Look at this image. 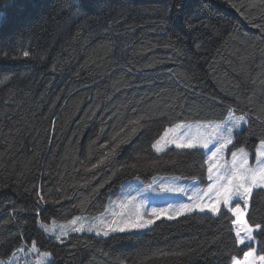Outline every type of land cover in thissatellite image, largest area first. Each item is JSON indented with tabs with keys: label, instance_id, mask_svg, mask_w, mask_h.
Returning <instances> with one entry per match:
<instances>
[{
	"label": "trees",
	"instance_id": "1",
	"mask_svg": "<svg viewBox=\"0 0 264 264\" xmlns=\"http://www.w3.org/2000/svg\"><path fill=\"white\" fill-rule=\"evenodd\" d=\"M229 109L247 121L232 149L254 157L264 142V0H0V259L33 241L52 264L242 258L248 248L223 208L62 243L39 226L101 214L136 178L206 183L203 150L151 145L168 127L224 120ZM247 221L264 226V190ZM256 242L264 255V232Z\"/></svg>",
	"mask_w": 264,
	"mask_h": 264
},
{
	"label": "snow or ice",
	"instance_id": "2",
	"mask_svg": "<svg viewBox=\"0 0 264 264\" xmlns=\"http://www.w3.org/2000/svg\"><path fill=\"white\" fill-rule=\"evenodd\" d=\"M177 11H179L180 6L176 5ZM24 56H28V52H24ZM232 110L229 109L228 119H232ZM246 124L244 116L237 117L232 124V127L226 129L228 133V139L221 142L217 140L216 143H213L215 151L209 149V143L212 141H205L203 143L197 141L196 139H181V140H171L168 141L164 146H161V140L164 137H160L152 143L151 147L157 153L164 152L166 147L169 145H174L176 149H209L211 151V157L209 159H214L217 156V153L221 149H226L228 144L232 143L233 129H241V126ZM176 127H181L177 125ZM221 125L216 124L213 128L214 131L220 129ZM135 130V129H133ZM167 135V132L164 134ZM219 144V147L216 144ZM264 144V142H262ZM239 152L244 154V159L240 160L238 163L237 152H231L232 161L231 166L225 169L224 174H218L220 168L224 165L215 162L211 164L208 168V179L213 181L206 190H197L193 193L192 196H189L190 201L197 200L200 202L196 203H181L179 204L174 211L169 212V208H172V205H169L168 208H156L152 207L151 211L140 212L139 208L145 206L148 201L146 198H143V194L149 191L155 192L156 189L153 188L152 184L147 185L146 187L141 186L136 189V195L133 196L131 193H128L124 200L121 202L120 207L128 208L130 205L131 210L127 212L114 213L113 215H118L119 219L112 220H100L96 224L89 226L86 231L89 233L95 232L96 236L108 237L111 234L115 233H133L139 232L145 229H150L152 225L156 223L162 216H166L167 219L173 220L178 216H183L187 213H192L199 211L200 213H210L213 216H219L221 214L222 208L226 212H230L234 219L232 220V225L234 226V235L235 243L237 245H242L248 248L247 251L243 252V258L232 257V264H264V255H256V248L252 247L253 242L256 239V233L264 232V226L261 224H255L254 226L249 224L245 217V210L248 208L249 200L251 199L254 190H264V159H257V167H247L248 159L247 154L244 153V149H239ZM258 157H264V152H259ZM216 170V177L213 180V171ZM222 181V183H221ZM161 192L168 193H184L185 189L182 187H169L167 185L161 184ZM207 197V201H205ZM139 199L138 204H134V201ZM241 202L243 203V208L241 207ZM78 218H74L70 221V224L73 226L71 231L82 232L85 231L83 224L80 227H74L76 225ZM99 229V230H97ZM41 230L45 233H48L50 230L47 227L41 226ZM68 235V230L65 227H61L60 234L53 235L50 238H53L57 241L63 242L62 237ZM32 249L36 250V244L33 242ZM24 250V249H21ZM264 251V249H261ZM43 264H52L50 259V253H42Z\"/></svg>",
	"mask_w": 264,
	"mask_h": 264
},
{
	"label": "rangeland",
	"instance_id": "3",
	"mask_svg": "<svg viewBox=\"0 0 264 264\" xmlns=\"http://www.w3.org/2000/svg\"><path fill=\"white\" fill-rule=\"evenodd\" d=\"M232 110V119L229 120V114L224 120L220 121H212V122H180L174 126L168 127L165 132H167V135L165 136V132L161 137H164L163 140H161V146H164L168 141L171 140H187V139H196L197 141L203 143L205 141H212V143H209V149L211 151H215V148L213 147V143H216L217 140H220L221 142L226 141L228 139V133L226 129L228 127H232L233 122L237 117L244 116L246 120V115L244 113L237 112L234 109ZM216 124H220L221 127L220 129L214 131L213 128ZM177 125H181V127H176ZM245 124L242 123L241 128ZM240 129H233V135L231 137L232 143L228 144L226 149H221L218 153L216 158L214 159H209L211 157V151L209 149H203V148H198L201 149L205 152L206 154V167H207V182L203 183L200 182L197 179H192L188 177H182L179 175H157L153 177L151 180H143L140 178L133 179L131 181H128L120 193L110 199L108 202L106 209L104 212L101 214H98L96 216H88V215H76L72 217L71 219L64 220V221H58V220H53L50 223H44L41 220L39 221V226L43 225L44 227H47L50 231L46 233L48 236H53V235H58L60 234L61 227H65L68 230V235L71 233H87V234H92L95 235V232L89 233L86 231V229L91 226L92 224L98 223L100 220H112V219H119L120 217L118 215H113L114 213H120L122 211L127 212L131 210V205L128 208H121V202L124 200V197L128 194L131 193L133 196H135L136 189H138L141 186L146 187L149 184L153 185V188L156 189L155 192L149 191L143 194V198H146L148 203L140 207L139 210L140 212L144 213L146 211L150 212L152 207L156 208H168L169 205H172V208H169V212L174 211V209L181 203H196L200 202L195 200L190 201L188 199L189 196H192L193 193L197 192V190H201L200 194H202L203 190H206L208 186L213 182L208 179L209 173H208V168L211 164L215 162H219V164L224 165V167L220 168L218 174H224L225 169L231 166V161H232V156L231 152L235 151L237 152L238 156V163L240 160L244 159V154L239 152V149L241 148H236L232 149V145L234 143V137L235 133L239 131ZM217 147H219V144H216ZM170 147H175L174 145H169L166 147L165 150H167ZM244 153L247 154V159H248V165L247 167H252L256 168L257 167V159H264V157H258L259 152H264V144L262 142L258 145L256 155L253 157L245 148ZM161 153V152H160ZM217 173L216 170L214 169L213 171V180H215ZM222 183V181H221ZM164 184L169 187H182L185 189L184 193H168V192H161L160 185ZM205 201H207V197H205ZM134 204L139 203V199L137 201L133 202ZM250 203V200H249ZM241 207L243 208V203L241 202ZM249 209L248 208L245 210V219L247 220V212ZM199 212V211H196ZM188 214V213H187ZM210 214V213H209ZM179 217V216H178ZM74 218L77 219L76 225L74 227H80L81 224H83L85 231L82 232H74L71 231V228L73 227L70 224V221H72ZM177 218V217H176ZM160 219H167L166 216H162ZM159 219V220H160ZM169 220V219H168ZM158 221V220H157ZM254 226V225H253ZM153 227V225L151 226ZM99 230V229H97ZM149 229H145L139 232H133V233H140V232H145ZM117 234V233H115ZM111 234L108 236L110 237ZM103 237V236H99ZM108 237H103V238H108ZM63 238V237H62ZM35 242V241H33ZM31 243H24L12 256H10L7 259H0V264H43L42 261V253H45L46 251H42L39 249L37 246L36 242V250L32 249V244ZM257 242L256 239L252 244V247L256 248V255L259 256L261 254L258 253L257 250ZM24 249V250H21ZM49 253V252H47ZM238 258V257H237ZM243 258V257H242ZM241 258V259H242ZM50 259L52 261V255L50 253ZM259 264V262H258Z\"/></svg>",
	"mask_w": 264,
	"mask_h": 264
},
{
	"label": "crops",
	"instance_id": "4",
	"mask_svg": "<svg viewBox=\"0 0 264 264\" xmlns=\"http://www.w3.org/2000/svg\"><path fill=\"white\" fill-rule=\"evenodd\" d=\"M257 151V150H256ZM257 154V153H256Z\"/></svg>",
	"mask_w": 264,
	"mask_h": 264
}]
</instances>
